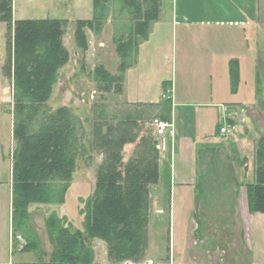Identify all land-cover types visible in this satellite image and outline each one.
<instances>
[{
	"label": "rangeland",
	"instance_id": "1",
	"mask_svg": "<svg viewBox=\"0 0 264 264\" xmlns=\"http://www.w3.org/2000/svg\"><path fill=\"white\" fill-rule=\"evenodd\" d=\"M172 1L162 0L164 11L161 23H159V30L154 33L152 29L151 45L148 50L149 54L146 56L147 68L139 69V80H141L143 88L149 87L151 91L156 90L161 84L163 89V83L166 82L167 85L172 84L173 92L177 89L181 95L188 96V88L201 86L205 72H202L201 61L194 59V55L193 61L187 62L183 68L184 62L181 61L180 48H190L195 45V50L199 48L202 51V46H205V50L208 46L203 44V36L199 32L186 36L184 30L178 29L172 33V18L167 12ZM259 5L261 15L264 17V0H259ZM12 10L14 22L46 19L67 21L62 40L69 52V61L58 73L54 93L48 105L52 109L62 106L71 108L73 113L84 123L86 133L91 134L92 130V138L96 126H99L100 129L102 126L104 130L106 124L114 125L121 121L120 108L114 103L119 102V94L114 93L112 88L109 93L105 92L104 88L107 84L99 83L96 80L95 70L98 67H103L112 75L118 74L120 59L116 55L113 38L116 35H121L123 27L129 23L127 11H123L122 4L117 1L110 3L106 15L107 20L101 30L83 29L86 35L85 44L87 48L86 46L83 47L76 39V31L79 21H91L93 19V0H12ZM263 21L261 22L263 24L262 32L260 31L257 35L258 40L253 42L256 55H259L258 68L251 70L247 68L243 74L244 81H242L244 83L240 82L241 85H239L242 89L238 98L231 97V93L226 95L223 90L216 94L217 99H221V101H223V97H226L227 100H224L223 103L227 104L231 101L247 99L248 95L252 94L255 89L256 91L257 89L262 90V94L254 106L240 109L234 121L228 120L233 129L234 138L244 136L249 138L250 142L249 158L245 162L240 159L235 163V169L240 170L235 172L238 174V178L234 179L231 173H225L227 180L240 182L245 193L244 186L250 183L249 179H252L255 174L257 139L264 132ZM190 31L188 32L190 33ZM240 32L243 33V31ZM215 33L235 41H238L239 37L242 36L232 29ZM185 37L190 41L182 43ZM194 40L195 44H191ZM156 45H159L160 48L163 47V52L152 55V49ZM6 54L7 26L0 23V264H46L50 262L54 252V246L47 233V220L52 215L67 218L74 228L82 229L83 216L81 213L93 195L97 171L103 159L97 150H92L88 153L89 155H85L78 161L64 203L32 204L29 206L28 225L27 228H23L22 232L29 229L34 233L39 240L40 251L22 252L26 241L22 236L23 234L12 228L11 222L12 165L16 145L13 139L12 81L4 68ZM208 63V61L205 62L207 65ZM217 65L219 68L213 79L214 85L220 81L219 76L222 72L219 61H217ZM229 86L230 84L227 83V88ZM196 95L197 97L190 96L187 101H201V94L197 93ZM229 98L233 99L228 100ZM181 119V116H178V129H180ZM224 121L218 119L216 124H208L209 129L218 134V127L222 126ZM151 130L156 149L162 153L159 154V168L162 167L160 168L159 183L150 187L148 243L144 253V261L141 264H264V215H252L255 217L253 223L255 224V231L251 238L244 237V227L248 229V225L246 221L243 224V221L239 219L236 204H234L236 213L231 217L225 215L227 220L199 221L196 215L198 212L196 201L199 196H202L203 199V194L206 192L203 189L205 177L200 179L198 185L196 173L189 172L185 165L179 164V158H177V162L173 159V169L170 170L168 167L165 170L163 164L169 157L170 146L165 142L166 137L155 136L152 123ZM138 145L139 143L135 142L125 147L123 152L125 164L135 157ZM249 161L250 176L247 177V171H243V168ZM175 168H177L176 172ZM171 176L173 177L172 203H170V196H168L170 192L167 193ZM185 181L190 184V187L184 186ZM225 211L228 213V208ZM91 246L95 264H110L106 243L96 239ZM121 264L135 263L123 262Z\"/></svg>",
	"mask_w": 264,
	"mask_h": 264
},
{
	"label": "trees",
	"instance_id": "2",
	"mask_svg": "<svg viewBox=\"0 0 264 264\" xmlns=\"http://www.w3.org/2000/svg\"><path fill=\"white\" fill-rule=\"evenodd\" d=\"M113 1L122 4L129 17L123 33L113 38L120 66L117 75L98 67L95 77L107 84L105 92L112 88L120 94L126 70L132 66L140 43L147 39L150 25L158 20L160 0H93V19L79 21L77 26L76 39L83 47V29L101 30ZM0 23L7 26L4 68L12 81L14 103L11 222L26 241L22 252L40 251L34 233L29 229L22 232L28 225L29 206L64 203L78 161L97 150L103 161L93 195L81 213L82 229L74 228L67 218L52 215L46 226L54 252L46 264H95L91 244L96 239L106 243L110 264H141L148 243L150 187L160 181L159 152L152 135L138 141L133 122L119 121L104 124V130L96 126L92 138V130L86 133L71 108L48 105L58 73L69 61L62 40L67 21L14 22L12 0H0ZM229 74L235 95L241 80L238 61L229 62ZM261 94L257 89L256 97ZM135 142L139 143L136 155L125 164L124 149ZM244 187L249 213L264 215V132L256 143L254 181Z\"/></svg>",
	"mask_w": 264,
	"mask_h": 264
},
{
	"label": "crops",
	"instance_id": "3",
	"mask_svg": "<svg viewBox=\"0 0 264 264\" xmlns=\"http://www.w3.org/2000/svg\"><path fill=\"white\" fill-rule=\"evenodd\" d=\"M163 11L162 0H160L158 20L150 25L147 39L140 43L132 66L126 70L123 76L119 102L114 103L120 108L121 121L133 122V133L137 136L138 141L147 135H152L151 123L154 119L158 118L170 123L172 130L165 138V142L170 146V153L163 166L165 170L168 167L171 170L173 169V159L177 162V158H179V164L185 165L189 172L196 173L198 185L200 179L205 177L203 189L206 192L203 194V199L202 196H196L198 199L196 201L198 220H227L225 215L231 217L236 213L234 209V204H236L239 219L243 221V224L246 221L248 225V229L244 227V237L251 238L255 231V224H253L255 217L249 213L246 193L240 182H233V180L225 178L227 172L231 173L234 179L238 178L236 173L240 170L235 169L234 166L240 159L245 162L249 158V138L239 136L238 138L224 139L219 132L218 134L213 133L209 129V125L216 124L218 119H227V122H229L228 120L234 121L240 109L252 107L258 100L256 89L252 93L253 96L250 94L247 99L235 100L227 104L223 103L224 100H227L226 97H223V101H221V99H217L216 94L223 90L226 95L231 93V97H239L242 89L240 86L235 95L231 92L229 74L231 60H236L239 63L242 84L244 83L243 74L247 68L249 70L258 68L259 55H256L253 42L256 41L260 31L262 32L263 27L261 22L264 17L260 12L259 0H173L169 4L167 12L172 18V33L178 29L184 30L186 36L199 32L203 36V44L208 46L206 50L205 46H202V51L199 48L195 50V45L190 48H180L181 61L184 62L183 68L187 62L193 61L194 55V59L201 61L202 72H205L201 86L188 88V96L181 95L177 89L173 92L172 84L167 85L166 82L163 83V89L161 84L156 90L151 91L149 87L143 88L141 80H139V69L147 68L146 56L149 54L152 29L154 33L159 30ZM225 29L237 31L242 36L238 41H235L215 33L223 32ZM189 30H191L190 33ZM188 41L190 40L185 37L182 43ZM191 44H195V40ZM161 52H163V47L160 48L159 45L152 49V55ZM207 61L208 65L205 64ZM217 61L221 65L222 72L219 76L220 81L215 83V86L213 79L218 73ZM227 83L230 84L228 88ZM197 93L201 94V101H187L190 96L197 97ZM166 94H168L167 97L170 95L169 102L163 98ZM178 116L182 118L180 129H178ZM134 122H136L135 128ZM249 164L250 161L243 168V171H247V177L250 176ZM249 180L253 182L254 176ZM172 181L173 177L171 176L169 191L167 190V193L170 192L168 195L170 203H172ZM184 186L190 187V184L185 181ZM151 198H153L152 195ZM226 203H228L227 206H225ZM226 208L229 210L228 213L225 211Z\"/></svg>",
	"mask_w": 264,
	"mask_h": 264
},
{
	"label": "built area",
	"instance_id": "4",
	"mask_svg": "<svg viewBox=\"0 0 264 264\" xmlns=\"http://www.w3.org/2000/svg\"><path fill=\"white\" fill-rule=\"evenodd\" d=\"M170 94V93H169ZM168 94L164 95L163 98L166 100H170V95L167 97ZM152 127L154 128L155 136L159 138H164L167 134L172 130V125L167 121L161 119H154L152 122ZM220 135L224 139H229L234 137V132L231 125L227 122V119L223 122L220 128Z\"/></svg>",
	"mask_w": 264,
	"mask_h": 264
}]
</instances>
